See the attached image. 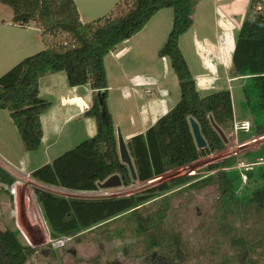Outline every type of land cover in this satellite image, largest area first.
Listing matches in <instances>:
<instances>
[{"label": "trees", "instance_id": "1", "mask_svg": "<svg viewBox=\"0 0 264 264\" xmlns=\"http://www.w3.org/2000/svg\"><path fill=\"white\" fill-rule=\"evenodd\" d=\"M198 1L122 0L111 14L82 24L73 0H0V4L11 9L12 25L33 24L43 40L59 34L69 38L57 46L48 44L45 50L24 58L0 76V110L9 114L25 152L34 153L39 149L43 136L40 118L50 106L39 97L42 78L62 72L70 88L88 85L92 91V105L84 115L94 120L96 134L31 172L32 180L66 191L91 193L98 190V184L117 175L122 187L127 188L224 149V142L212 123L222 130L231 126L230 93L223 91L202 97L178 47L179 39L193 24L191 16ZM256 2L250 1L249 13L236 35L230 75L249 81V86L241 90L245 105L250 114L261 116L264 114V14L253 12ZM121 5L127 7L125 12H121ZM165 9L172 11V28L158 57L169 60L178 82L179 101L143 134L127 142L137 178L132 181L127 167L119 161L116 129L106 107L108 86L104 58ZM190 118L199 126L206 142L204 149H197L195 145L188 123ZM256 134L264 135V123L257 126ZM245 159L251 160L252 166L247 167L250 169L237 171L234 159L227 158L207 167L206 172L210 174L196 182L190 177H179L120 198H64L41 190H35L34 195L53 240L80 235L129 216L137 221L135 232L142 240L145 254L174 253L180 244L179 234L164 229L166 205L173 194L213 185L219 206L226 213H234L239 206L264 210V166L254 165L259 159L264 162V144L246 154ZM241 177L252 186L242 187ZM14 184L15 179L0 166V194L4 205L11 204L10 189ZM156 202L163 205L152 216L142 219V210ZM3 213L9 221L7 227L0 225V264H25L32 249L23 246L22 236L13 222V211ZM155 264L162 263L158 260Z\"/></svg>", "mask_w": 264, "mask_h": 264}, {"label": "rangeland", "instance_id": "2", "mask_svg": "<svg viewBox=\"0 0 264 264\" xmlns=\"http://www.w3.org/2000/svg\"><path fill=\"white\" fill-rule=\"evenodd\" d=\"M75 1L85 23L108 15L113 9L112 6L107 9V5L112 0ZM250 1L234 0L233 12L229 11L228 19L232 25L228 28L231 40L226 45V55L229 53L228 61H231V46H234L240 26L249 13ZM230 7L232 6L230 5ZM120 8L121 12H125L127 9L124 5H121ZM158 13L149 20L138 34L123 42L124 44L122 43L123 52L120 61L127 64V68L130 69L129 72L135 75L136 86L137 88L140 87L138 89L140 101L133 105L126 101L125 114L122 113V105L119 103H116V106L113 105L112 110L115 114L120 113L123 117L128 116L126 120H123V126L120 129L121 134L126 129V122L129 124V118H133L136 107L138 106L137 111L143 110V102L146 103L149 98L154 97L146 94L145 82L147 77L157 76L156 73H158L160 83L169 93L166 99L168 104L172 106L171 109L179 101L178 84L174 85L170 82L174 75L169 60L158 57V52L165 44L171 31L173 14L171 9ZM12 16L11 9L0 4V23H5L4 28H0V62L15 61L17 58H22L21 56H24L22 54H26L22 59H18L21 61L45 49L44 47L41 49L32 48L30 51L15 49L14 45H16L17 40H13L11 36L14 33L23 34L25 36L24 41L29 42L31 46L38 43L39 38L34 31L17 32L12 29ZM223 16L226 15L223 14ZM223 19L221 21H226L225 18ZM196 23L197 27L189 29L179 39L178 44L194 82L199 88L208 82L210 76H216L217 86L223 87L221 91H228V93L233 94L235 108L241 113L239 117L252 120L253 115L248 112L241 92L242 87L249 86V81L230 77L231 73L228 72V67L231 66V62L226 66L215 61L209 67L208 61H205L206 57L200 51L199 39L201 37L221 38L224 29L221 30L220 27L215 26V21L214 26L209 25L208 22H204L203 17H200ZM194 35L199 39L196 40ZM68 39L66 35L59 34L53 38L47 36L45 40L48 44L57 46L68 42ZM105 70L108 74V84L112 87V91L109 92V100L111 99L110 101L113 102L121 91L119 87L116 89V83H118L115 79L116 70L110 57L105 61ZM1 74L0 76H2ZM61 76L63 79L54 81V85L51 87L52 93L44 90L43 85H41L40 97L49 103L51 102L52 107L43 114L45 143L36 152L28 153L23 150L20 137L10 122L9 114L0 110V162L15 171H7L3 168L15 179L16 192L15 195H12L13 198L17 196L16 199L21 200L16 207L12 198V207L14 208L9 209L7 213L11 214L14 211L15 220L19 219L16 225L22 236V244L32 249L25 264H155L158 260L162 264H264V210L256 206H239L233 210L234 213H226L219 206L218 194L213 185L205 186L198 191L188 188L184 194L177 193L169 196L170 199L166 205L167 211H165L164 229L179 234L180 244L174 253H157L154 251L145 254L142 240L135 232L137 221L129 216L119 218L80 235L58 238L64 242V246L53 249L50 241L54 240L49 237L34 191L41 190L55 196L58 195L45 185L41 187L35 184L28 174L46 163L55 154L74 148L95 134L92 132L91 126L87 124L86 116L82 114L88 109L85 107L87 104L82 99L71 101L73 107L70 111L73 110L74 119L71 120L74 123L64 121L65 115L58 111L60 110L59 98L56 97L55 93L70 89L63 74ZM224 76L225 78H223ZM175 80L177 81L176 78ZM77 89L80 94L86 95L90 88L85 85ZM81 110L84 111L81 112ZM56 113H59L58 120ZM254 121L248 123L247 131L240 128L242 123L235 127L231 125L228 129L224 128L223 130L217 127L225 137L224 149L221 152L202 156L192 164L171 170L149 182L135 183L127 188L122 186L109 190L98 188L96 192L91 194L69 196L76 199L91 200L120 198L140 193L159 184L170 183L179 177H190L191 181L196 182L199 178L210 174L206 172L207 167L227 158L234 159L237 171L246 170L252 164H249L251 160L245 159V155L257 151L264 144V135L257 136L256 134L257 126L264 123V114L256 115ZM56 129L57 133L55 132ZM257 162L254 165L264 166L261 159ZM241 179L242 187L252 186V184L246 183L244 177ZM159 202L147 205L141 212V218L152 216L160 208L159 206L163 205ZM16 210L18 213L15 212ZM0 213V225L7 227L9 217L2 211L1 199Z\"/></svg>", "mask_w": 264, "mask_h": 264}, {"label": "crops", "instance_id": "3", "mask_svg": "<svg viewBox=\"0 0 264 264\" xmlns=\"http://www.w3.org/2000/svg\"><path fill=\"white\" fill-rule=\"evenodd\" d=\"M73 1H75V0H73ZM121 1L122 0L110 1V3L107 5V9H110L111 6L113 8L112 10H110V13H112L114 11L115 6L118 3H121ZM74 3L76 5V1ZM230 5L232 7H230ZM234 5H235L234 0H230V1L229 0H200L197 2V4L194 7L193 14L191 16L193 24H192L190 29L194 28L195 26L197 27L196 22L199 20L200 17H203L204 22H208L209 25L214 26V21H215V26L220 27L221 30L224 29V33L221 36V38L220 37H214V36L213 37L203 36L199 39V38H197V36L194 35L196 40L199 39V43H200V47H201L200 51L206 57L205 61H208L209 67L211 64L215 63V61H217V63H219L220 65H226V66H228L231 62V61H228V59H227L229 53L226 55V51H227L226 45L228 42L230 43V40H231L230 30L228 28L230 25H232V22H229L228 18H229V11L233 12L232 9H233ZM77 9H78V7H77ZM165 10L160 11L158 14H160L161 12H163ZM77 11L79 14L80 22L82 24H85V20H83L81 18L80 10L78 9ZM223 14H225L226 16H223ZM223 18H225L226 21H221V19H223ZM230 19H232V18H230ZM4 26H5V23L1 22L0 28H4ZM11 28L15 29L17 32L34 31L38 34V38H39L38 43H36L34 46H31V44L29 42L24 41L25 36L23 34L19 35V33H14L11 36L13 37V40H17L16 45H14L15 49H19L22 51H30V49H32V48H35V49H39V48L41 49L42 47H44L45 49L47 48L48 43L45 40H43V38L41 37L40 30L35 28V26L33 24H30L29 26H26V27H18V26L12 25ZM123 44L118 46L114 52L110 53L109 55H107L104 58V66H105V61L108 57H110L112 62L114 63V67L116 70L115 79L118 82V83H116V89H117V87H119V89L121 91V92H119L118 97H116V99H114L113 102L110 101L111 99L109 100V92L112 91L111 90L112 87L110 84H108V74H107V71L105 70L106 71L107 86H108L107 96H106V107H107L108 112L111 115L115 129H119V131L123 126V120L124 119L126 120L128 118V116L123 117L120 113L115 114L112 110L113 105L116 106V103H119L120 105H122V107H123L122 113L125 114L124 111L127 107L126 101L132 105L139 103V101H140L138 99V95H139L138 89L140 87L137 88V86H136L135 75H132L129 72L130 69L127 68V64H125L123 61H120V59L122 58ZM178 44H179V42H178ZM231 47H232V52H233L234 46H231ZM28 53H30V52H28ZM22 55H24V56H21L22 58L26 56V54H22ZM231 56H232V53H231ZM22 58H17L15 61H1L2 62V63L0 62V68H1L0 73H2L1 75H3L8 70H10L12 67H14L16 64L21 62L22 60L21 61H19V60ZM228 68H229L228 72H230L231 66H229ZM61 74H63L64 79L66 80L64 73L60 72L57 74H51V75L45 76L44 78H42L39 81V97L41 96V85H43L44 90L51 92L52 91L51 87H53L54 81L56 79H59V80L63 79ZM156 75L157 76H151V77L146 78L147 79L145 82L146 83V89H147L146 94H148V96L150 95V97L151 96H154V97L149 98L146 101V103L143 102V104H144L143 110L137 111L138 110V106H137L135 109L133 118H131V117L129 118L130 123L127 124V122H126V127H125L126 129L124 130V132L122 131V134H121V136L125 142L129 141V139L135 135L143 134L160 117H162L163 115L168 113L170 111L169 109H171V107H172L171 105L168 104V101L166 99V98H168L169 93L163 87V85L160 83L158 73H156ZM210 75H212V74H210ZM57 76H59V78H56ZM230 77H231V75H230ZM223 78H225V76ZM223 78H221V79H223ZM216 79H217L216 76H214V77L210 76L208 82H205L203 84V86L199 87V88L197 87V85L195 83L196 88H197L199 94L200 95L202 94L201 95L202 97H205V96L210 95V94L222 92L221 90L223 87L221 88L220 86H217ZM170 82L174 85L178 84V82L175 80V75L171 77ZM67 90L68 91H62V92L55 93L56 97L59 98L60 110H58V111H61L65 115L63 117L64 121H66V122L72 121L73 122V120H74L73 119V110L70 111V109L73 107V104L71 101L73 99H82L85 102V104H87V106H85V107L86 108L88 107V109L85 108L86 110L83 108L85 111L81 110V112L84 111L82 113V114H84L87 110H89V108L92 105V91L89 89L88 93L86 95H82L79 93L77 88H70ZM230 97H231L232 114H233V120L231 122V125L233 127H235L236 125H239L241 123L243 124V123L255 122L254 121L255 115H253V118L251 117L252 120H248L246 118L241 119L239 117V115H241V113H239L237 111V109L235 108V100H234L232 93H230ZM40 98L42 100H45L43 97H40ZM51 107H52V104L50 102V106L47 110H49ZM43 114L41 115V118H40L42 132H43L40 147L45 143V141H44L45 140L44 127H43V123H42ZM244 115H246V114L244 113ZM58 116H59V113L58 114L56 113L57 120L59 119ZM71 119H73V120H71ZM85 120H86L87 124H89V126H91L92 132H94L96 134V127H95L94 120L91 118H87V117L85 118ZM89 120H93V121H89ZM10 122H11V120H10ZM11 124H12V122H11ZM55 132L57 133V129L55 130ZM22 148H23V146H22ZM71 149H73V148H70L68 150H64L62 152H59L58 154H55L54 156H52V158L47 160L46 163L39 166L38 168H40L46 164L51 163L55 158L59 157L60 155H62L63 153H65ZM47 154H49V153L47 152ZM0 166L7 171L15 172L14 170H12V168H9L8 166H6L5 164H2L1 162H0ZM38 168H36V169H38ZM33 171H31V172H33ZM31 172H29L28 176L30 175ZM32 181L35 184H37L38 186H41V187L44 186V185L36 182L35 180H32ZM46 187H48L52 191L56 192V195H58V196L62 195L61 197H64V198H73V197H70L69 195H74V194L85 195V194L94 193V192H91V193L90 192H71V191H66V190H62V189H58V188H54V187H50V186H46ZM15 192H16V189H15ZM44 192H47V191H44ZM12 198H13V196L9 197V200H11L12 205L11 204H8V206L4 205L3 202L1 201V207H2L3 212L6 210L8 211L9 209L14 208V207H12L13 206V199L15 201L14 204L16 205V207L21 202V200L16 199L17 196H16V198L15 197L13 199ZM0 199L2 200V195L0 196ZM15 212L18 213L17 210ZM21 218L22 217H20V219ZM13 219H14L13 222L16 225V222L19 221V219H17V221H16L14 215H13ZM21 220H23V218ZM16 227H17V225H16Z\"/></svg>", "mask_w": 264, "mask_h": 264}, {"label": "water", "instance_id": "4", "mask_svg": "<svg viewBox=\"0 0 264 264\" xmlns=\"http://www.w3.org/2000/svg\"><path fill=\"white\" fill-rule=\"evenodd\" d=\"M98 104L100 107V113H102L103 110L101 108L102 104L100 98H98ZM188 123L197 149H204L206 147V142L204 141L201 135L198 124L192 118L189 119ZM212 125L214 129L217 131L221 140L225 142V137L223 136L222 132L213 123ZM116 144H117V154L119 161L127 167L132 181H136L137 178L135 175L133 163L129 155V152L127 150V145L125 144V141L123 140L119 129H116ZM121 186H122L121 180L117 175H113L108 179H106L103 183L98 184V188L102 190L116 189V188H120Z\"/></svg>", "mask_w": 264, "mask_h": 264}, {"label": "built area", "instance_id": "5", "mask_svg": "<svg viewBox=\"0 0 264 264\" xmlns=\"http://www.w3.org/2000/svg\"><path fill=\"white\" fill-rule=\"evenodd\" d=\"M253 12L258 13V14H264V1L262 0H257L256 4L253 6ZM242 130L247 131L248 130V123H243L241 125ZM16 184V183H15ZM13 185V187L15 186ZM10 189V194L15 195V187ZM51 247L53 249H58L64 246V242L59 239H54V241H50Z\"/></svg>", "mask_w": 264, "mask_h": 264}]
</instances>
